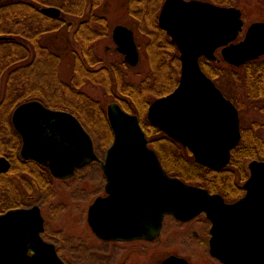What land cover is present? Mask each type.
I'll return each instance as SVG.
<instances>
[{
    "label": "water",
    "instance_id": "1",
    "mask_svg": "<svg viewBox=\"0 0 264 264\" xmlns=\"http://www.w3.org/2000/svg\"><path fill=\"white\" fill-rule=\"evenodd\" d=\"M42 10L52 17L62 13L54 5ZM158 21L178 46L182 67L176 88L150 104L148 119L188 147L197 162L219 171L241 138L239 109L203 70L200 59L216 60L219 48L223 59L235 66L259 57L264 53V22L252 23L238 43L244 25L241 10L206 0H165ZM113 39L125 60L136 66L140 52L133 29L117 24ZM107 114L114 132L102 162L108 195L97 198L89 211L98 235L153 239L166 214L188 220L205 212L212 222L214 256L224 264H264V161L249 163L245 195L227 202L220 193L170 175L149 146L137 114L116 101ZM12 122L22 137V156L45 163L56 177H70L77 167L99 159L91 134L69 111L31 100L15 108ZM11 164L0 155V172ZM43 228L38 206L0 213V264H64L55 245L42 239Z\"/></svg>",
    "mask_w": 264,
    "mask_h": 264
},
{
    "label": "trees",
    "instance_id": "2",
    "mask_svg": "<svg viewBox=\"0 0 264 264\" xmlns=\"http://www.w3.org/2000/svg\"><path fill=\"white\" fill-rule=\"evenodd\" d=\"M165 0H127L128 9L125 11L126 24L134 29L137 37L146 42L149 68L146 77L140 82L127 78L124 68L126 62L109 63L99 70H93L97 41L107 37L110 31L106 6L110 0H27L36 6L34 13V29L52 28L53 22L39 14L38 8L46 5H55L63 10L62 18L66 16L69 28H76L69 36L68 53L75 55L74 77L66 85V105L57 106L69 110L82 117L90 126L96 127L101 121L107 123L108 140L112 141L113 131L109 126L106 108L99 100L90 97L79 89L84 80L99 83L118 100L123 108L139 115L143 129L146 132L149 145L156 150L165 170L172 176L180 177L188 183H194L209 188L213 192L221 193L227 200H235L243 195V183L249 176L248 161L254 158L264 159L252 148L249 139L244 135L240 144L231 152L229 164L217 171L195 160L192 152L181 143L167 135L157 125L153 124L147 116L152 101L160 96L172 92L179 83L181 75L180 52L175 43L171 41L167 32L159 25L158 17ZM23 2V5L28 3ZM32 8L21 7V22L18 28L13 26L12 11L5 12L2 18L3 31L11 36H19L21 42L28 43L30 35L31 17L28 16ZM19 54L13 46L12 40L0 43V154L6 155L12 161L19 157L21 139L11 122V113L16 104L30 99L47 100L60 99L49 95L48 81L38 80L36 84L31 81L27 71V47L21 46ZM25 56V57H24ZM213 60L201 57V66L204 71L216 82L239 108V67L227 63L221 55ZM19 61L21 67L18 73L13 71L14 63ZM89 65V66H88ZM92 65V66H91ZM257 65L249 62L247 67L248 81L251 78V69ZM264 68V62L260 65ZM91 67V70H90ZM129 68V67H128ZM38 79V78H37ZM41 86V87H40ZM46 92V98L43 97ZM52 96V97H51ZM72 101L77 102L71 104ZM102 128V127H100ZM9 172L0 173V184L12 183V178L21 181L29 179H52L47 168H39L38 163L23 165L16 168L15 163ZM37 164V165H36ZM40 166V165H39ZM30 175L31 177H28ZM33 176V177H32ZM28 177V178H27ZM43 179V178H42ZM11 180V181H10ZM2 186L0 185V193ZM15 205V202L0 203V212Z\"/></svg>",
    "mask_w": 264,
    "mask_h": 264
},
{
    "label": "flooded vegetation",
    "instance_id": "3",
    "mask_svg": "<svg viewBox=\"0 0 264 264\" xmlns=\"http://www.w3.org/2000/svg\"><path fill=\"white\" fill-rule=\"evenodd\" d=\"M206 1L222 6L237 7L241 10L243 19V13L246 11L245 8L249 5V0ZM23 2L28 3L27 0H0V43L12 40L17 54H19L18 50L21 46L27 47L26 58L28 62L26 65L31 78H42L43 81L51 82L50 88H43V90L48 91L49 95L60 98L59 100H51L46 96V92H43L42 96L47 97V100L35 99L41 101L51 109H62L57 106L61 107L67 104V101L62 99L66 95L67 82L61 77V68L68 54V41L71 42V38L69 39L68 37L75 32L76 28H69L66 16L62 18V9L60 16L52 17L44 13L42 10L44 6H41L38 8L39 14L46 19H51L52 22L54 21V26L52 28L34 29V21L37 16L33 10H35L36 6L31 3L23 5ZM255 6L264 12V0H254ZM21 7L32 8L28 12V16L31 17V27L27 45L21 42L22 38L19 36H11L5 34L3 31L2 18L5 12L12 11L13 26L15 29L19 27L22 14ZM254 22H264V17H259L248 25L244 20L243 29L237 37L238 43L244 40L249 26ZM3 36H7L8 38H2ZM217 52L221 53V49H217ZM99 61H94L92 65L98 64ZM124 62H126L125 59ZM249 62L257 65L251 69L250 82L247 75L250 70L247 67ZM263 62L264 53L239 65V115L241 131L239 144L245 135L258 155H264V68L260 66ZM106 65L94 66L92 67V71L99 70ZM127 65L129 66L128 63ZM20 69L19 61H16L13 71L18 73ZM76 103L75 101L71 102V104ZM245 104L250 105L254 113L263 120L260 119L258 121V119H255L256 121H253L254 124L244 123ZM77 118L91 134L94 151L99 159L88 161L77 167L75 174L69 178H56L59 183H55V180L52 182L43 176V179H29L28 181L17 179L16 182V180H12L13 183L7 184V187L11 186L10 190L2 188V190H5V193H2V197L4 199L9 196L16 197L18 200L15 201V205L6 208L1 213L14 208H32L38 206L44 218V228L40 235L43 240L55 245L64 264H164L170 258H173L170 264H224L211 253L212 222L205 212H201L188 220H181L173 214H166L159 235L153 239L103 238L98 235L90 225L89 211L97 198L108 195V183L105 174V183H75L73 180L70 183L69 181L77 176L80 170L94 164H98L103 171L102 162L106 157L109 146L113 143L114 133L112 141L107 147L105 155L102 157L98 153L97 142L95 136L92 134L94 132L92 129L95 128L96 130L97 128L90 126L82 117L77 116ZM20 139L19 157H17L16 161H12V167L13 163H15L14 167L22 168L23 165L30 166V164L33 165L36 162L39 168L50 169L45 163L34 158L22 156L23 141L21 136ZM251 160L264 161V159L259 158ZM251 160L248 161V164ZM85 177L81 176V178ZM19 181L28 187V192L30 193L27 194V192L20 189L18 185ZM209 191L211 193H219L213 192L210 189ZM245 193L246 189L243 195ZM235 200L227 201L233 202ZM62 215L65 219H62ZM196 252L199 253L198 256L203 255V260L197 258Z\"/></svg>",
    "mask_w": 264,
    "mask_h": 264
},
{
    "label": "rangeland",
    "instance_id": "4",
    "mask_svg": "<svg viewBox=\"0 0 264 264\" xmlns=\"http://www.w3.org/2000/svg\"><path fill=\"white\" fill-rule=\"evenodd\" d=\"M127 0H110L109 6H106V12L108 15L109 19V25H110V31L109 35L107 37H103L99 41H97L96 44V55H95V61L100 60L98 64L94 65L95 67H99L102 64H109L113 62H117V64H120L124 62V57L122 54H120L117 51L116 44L112 38V30L113 28L120 23H126V16H125V11L128 9V5L126 4ZM246 11H244V20L246 24L248 25L252 21L258 19L259 17L262 18L264 17V12L257 7H254V0L250 2L249 0V5L245 8ZM71 36V35H70ZM69 38V37H68ZM137 43L139 44V49H140V54H141V60L140 63L136 67L129 68L125 67L124 72H126L127 78L134 81V82H140L143 80L148 72L149 68V63H148V54L146 51V42L142 38L137 37ZM76 60H75V55L71 52H69L64 59L62 63V68H61V77L66 81L67 83H71L74 77V68H75ZM44 79V78H43ZM46 79V78H45ZM38 80H42V78H33L31 81L36 84ZM43 81V80H42ZM51 82L48 83V87L50 88ZM240 86V85H239ZM79 89H81L84 93L89 95L90 97H93L96 100H99L102 102V105L107 109V106L115 100V97H113L112 94H109L106 92V89L101 86L99 83H95L92 80H84L82 84L79 85ZM156 99V98H155ZM17 105V104H16ZM245 104L244 106V123L246 124H254L253 121H258L261 119L260 116H257L256 113H254V110L250 107V105ZM3 117V113L0 112V118ZM256 119V120H255ZM263 120V119H261ZM264 121V120H263ZM100 125L96 126L92 130V134L95 136L96 142H97V150L98 153L103 157L105 155L107 147L110 145L111 141H107L108 138V127L107 123L104 121H101L99 123ZM102 127V128H100ZM1 143H0V149H1ZM28 177H31L30 175H27ZM81 176H86L85 178H81ZM27 177V178H28ZM33 177V176H32ZM11 180H16L15 176L12 178L9 177ZM10 180V181H11ZM50 180V179H49ZM59 183V181L56 178H53L50 180L52 182ZM72 180L75 183H105V178H104V173L100 169L98 164H94L90 167H86L82 170H80L79 174L75 176L74 178L70 179V183H72ZM13 183V182H12ZM8 183H2L0 184L2 188L10 190V185L7 187ZM19 187L21 190H24L25 192H28V187L25 186L23 183H18ZM5 190H2L0 193V203L4 202H15L18 199L16 197H7L3 198L2 193ZM21 200V199H19ZM60 214V213H59ZM61 218V217H60ZM62 219H65V217L62 215ZM65 226V225H63ZM66 227V226H65ZM197 253V258L199 260H203L201 256H198Z\"/></svg>",
    "mask_w": 264,
    "mask_h": 264
}]
</instances>
